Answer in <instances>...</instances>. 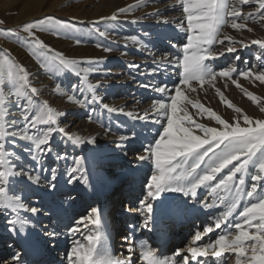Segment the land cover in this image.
<instances>
[{
	"label": "rangeland",
	"instance_id": "rangeland-1",
	"mask_svg": "<svg viewBox=\"0 0 264 264\" xmlns=\"http://www.w3.org/2000/svg\"><path fill=\"white\" fill-rule=\"evenodd\" d=\"M233 2H236V0H233ZM129 6L132 7L129 8ZM237 7L244 17L243 20L237 22L245 23L247 27L236 30L230 26H225L222 29V35L227 33L233 37L235 43L230 44L226 40L223 45H213L214 51L217 53L223 52V55H218L217 58L210 59L206 63L210 64L216 72L228 68H236L238 72L249 69L254 73L264 71V47L251 43L252 40L264 39V20L260 18V11L264 10L258 11L259 0H249V3L243 5L237 3ZM120 8L126 9V12L119 13ZM114 13L117 14L116 20L107 19ZM175 13L182 16L181 21L180 19L176 20V23H180L179 26L170 22V18ZM48 18H51V25L62 26L60 31L57 33L53 30H37L36 34L54 52L62 53L69 59L80 61L81 67L95 69V71L88 74V82L97 85L95 90L96 101L92 100L93 94L84 85L80 84L79 77L70 72L53 74L41 68L29 54L30 49L26 34L22 31V26L25 23L37 20L49 23ZM247 28H251L252 31L249 32ZM8 30H12L14 34H9ZM101 32L105 35L101 36ZM133 37L135 40L132 39ZM77 40L80 43H77ZM186 42V21L179 0H0V54L7 50L13 60L22 64L28 70L32 85L39 90V96L36 99L41 102L47 101L52 108L63 113L59 118V126L64 127L69 133L80 136L84 141L77 145L62 133L55 132L51 138L53 152L39 156L37 161L33 160L32 156L24 150L27 142L17 138L13 143L12 138H9L6 147L8 151H14L19 157L18 160L13 157L17 167L22 166L30 171L32 175L38 174L40 176L38 183L29 181L27 177H22L13 181L11 185L16 194L22 196L23 202L29 208L36 207L39 209L36 214H32L30 211L19 213L20 220L26 221L25 228L27 232H31L30 234L35 235L37 238L40 237L41 239L42 236V239H47L46 237L49 235L45 234L43 236L42 234L45 232L43 230L47 229L48 232L53 228L49 225L52 222L50 217L53 212L55 215L57 210L46 200L41 199L40 196H38L40 199L38 201H32L31 199L37 197L39 189L47 190L51 195L57 190L60 191L61 174H64V176L69 175L71 178L77 177L78 181L82 182L84 177L89 176L84 159L86 156L91 158L93 167L107 169L110 175L115 173L111 171V168H116L117 172L124 169L128 173H126V176H128L122 184L109 190L110 202L112 203L109 208L111 212L108 213L109 218L110 215L116 216L117 208L121 205L120 201L123 197L120 196L122 194H119L120 187L125 188L127 179L133 177L132 170L145 163L148 169L142 185L146 184L153 171V166L150 160L140 161L137 157L147 155L145 149L154 144V141L159 138L158 134L162 133L163 126L166 125L163 114L157 115L156 110L152 108V102L154 100L167 101L168 93L162 95L154 89L167 86L169 92L174 94V87L180 81V70L174 62L169 63V61H172L176 56H182L181 49ZM98 44L102 47H97ZM229 46L234 47L236 51L227 52L226 49ZM105 47L111 48L112 51L105 52L103 50ZM238 72H233L231 79H235L243 89H247L260 97V102L264 103V85L260 84L259 81L254 82L250 78L246 79L240 76ZM231 79L218 77L214 81L215 87L205 84L202 89L194 82V86L198 90L195 93L189 92L188 95L232 123L237 114L221 102L215 91L216 88H219L225 98L236 107L241 108L244 114L253 119H264V113L260 112L258 105L250 101L240 88L233 85ZM57 85L60 86L61 92L56 91ZM73 85L79 87L74 89ZM144 85H149V87H144ZM80 88H85V90L80 91ZM61 93L74 95L76 99L84 101V103L70 102L67 95ZM104 105L117 110L123 109V112H109L104 108ZM145 108L153 112L147 113L145 119H134L126 115L128 112H132L134 117L145 116L143 115V109ZM188 108L196 123H203L209 127H221L214 120L209 119L206 113L197 114L196 110L190 105ZM22 114V108L12 107L10 119H16L17 127L25 123L21 119ZM158 119L161 120V123L156 122ZM240 122L243 126L242 119ZM88 124L92 125L91 129L95 127L98 135L88 136ZM195 131L196 134H201L198 130ZM121 136L127 137V139L121 140ZM89 140L94 142L88 143ZM57 154H66V158L57 159ZM114 154L118 155L121 161L101 159L103 155L112 157ZM78 158H82L80 165L75 163ZM73 168H79L82 171L71 172ZM52 169L56 170L54 180L52 179ZM226 172L227 169L220 175L226 174ZM252 174H254V170H250L248 176L250 177ZM251 183L250 178L246 177V184L250 185ZM142 191L145 192V186H142ZM208 192L209 190L204 188L198 190L195 201L202 204ZM175 194L183 196L180 193ZM60 196H62L60 200L66 202V204L72 197L70 192L68 194L61 193ZM217 202L219 204L218 200ZM103 207L105 206L103 205ZM91 209L92 203H89L86 210L80 215L88 214ZM216 209L215 213L212 214L213 228L215 220L220 215L217 211H221L223 206L221 205ZM12 215L13 213L7 212L4 219L0 218V229L6 236L9 234L7 230L13 227L8 222ZM209 218L208 216L204 220ZM12 219H15V217ZM46 219L50 220L46 221ZM229 220L235 222L236 215L234 214ZM44 224L47 226H43ZM190 226L191 228L187 229L188 232L184 233L182 240L172 239L170 244L172 253L175 252L174 249L177 244L184 242L186 246L190 242V234H195L197 228L202 229V231L205 228V223L201 224L199 212H196ZM222 228H224V225L220 229H216L217 233L214 235V239L223 230ZM126 229L127 223L122 220V224L117 233L114 234V238H119V235L125 233ZM56 230V233L61 231L60 229ZM95 232H86L84 238ZM112 232H114L113 229ZM99 233L102 236L101 242L105 244L107 238L105 231L102 230ZM9 236L3 239L0 238V243L13 239ZM83 241L87 243L85 239ZM197 243L203 244L202 241ZM69 249H71V245L67 246L66 251ZM11 251L12 249L8 250V252ZM20 255L22 254L19 253ZM4 256H9V253H4L0 257ZM57 256L59 257V254ZM135 256L133 260L137 262L138 254ZM64 257L65 254L59 260L65 261ZM198 259L201 261L203 257ZM216 259L219 260L217 257ZM176 262L179 264L180 259ZM23 263L24 261L20 262V264ZM192 263V261H189V264ZM0 264H3L1 260ZM44 264H49V262ZM193 264H196V262Z\"/></svg>",
	"mask_w": 264,
	"mask_h": 264
},
{
	"label": "snow or ice",
	"instance_id": "snow-or-ice-1",
	"mask_svg": "<svg viewBox=\"0 0 264 264\" xmlns=\"http://www.w3.org/2000/svg\"><path fill=\"white\" fill-rule=\"evenodd\" d=\"M238 4H247L249 0H179L184 19L186 21L187 42L183 45L182 56H176L169 63L175 64L180 70L179 84L174 87V94H171L167 86L156 87L154 90L162 95L168 93V100H154L152 108L157 115L163 114L166 125L154 144L145 149L147 155H139L140 161L150 160L153 171L145 184V193L140 199L139 208L129 211L139 212L143 216L144 228H148L150 221H154L156 208L154 203H164V195L167 193H180L185 197L197 198L198 190L201 188L209 190L214 196L213 203H205L204 208L223 206L224 210L215 220L214 227L224 230L218 237L209 243L198 244L205 233L213 232V226H207L203 233L197 231L189 243L186 253L178 250L176 256H180L179 264H189L194 261L201 264L199 257L209 255L220 258L225 253L235 256V264H264V119H253L243 110L228 101L219 88L215 91L222 103L233 109L237 114L234 122L230 123L210 108H206L198 100L190 98L189 92H197L205 84L214 85V81L220 78L231 79L236 68H228L216 72L206 63L210 59L223 55L217 53L213 45H223L227 40L230 44L235 43L233 37L223 33L225 26L241 30L247 26L245 23L237 22L243 20ZM132 6H129L131 8ZM264 10V0H259V10ZM119 13H125L126 9L120 8ZM251 16V14H249ZM231 18V19H229ZM260 18L264 20V11H260ZM107 19L116 20L114 13ZM43 20L28 22L22 26L26 34L30 52L41 68L53 74L70 72L80 78V84L91 92L92 100L96 101L95 90L97 85L88 82V74L95 71L92 67H81V62L76 59H69L62 53L54 52L37 34L39 31L53 30L59 32L62 26L51 25ZM249 32L251 28H247ZM9 34H14L8 30ZM101 36L105 33L101 32ZM222 37V38H221ZM135 40V38H132ZM77 43H80L77 40ZM252 44H259L264 47V39L252 40ZM246 46V45H245ZM97 47H102L97 45ZM105 52H111V48H103ZM227 52H235L234 47H227ZM259 59V57H258ZM91 64V62H89ZM238 74L246 79L259 81L264 85V71L254 73L251 69L240 71ZM231 83L248 97L250 101L257 104L260 112L264 113V103L260 97L243 89L235 80ZM74 89L78 85L72 86ZM149 87V85H144ZM84 91L85 88H80ZM57 92H61L57 85ZM67 95L70 102L83 104L84 101L76 99L74 95ZM39 90L32 85L28 70L12 59L10 53L5 50L0 54V210L11 212L16 219L9 220L12 231L23 232L26 221L20 220L21 211H30L36 214L39 209L29 208L20 195L16 194L11 186L13 181L27 177L29 181L38 183L40 176L32 175L25 168L17 167L16 160L19 159L13 151H8L6 144L9 138L15 143L16 139L27 142V151L33 160L39 156L51 154V138L53 133L59 132L71 140L74 144H81L84 141L80 136L69 133L64 127L59 126V118L63 113L52 108L47 101H38ZM23 103H20V102ZM196 110L197 114L206 113L208 118L214 120L221 127H209L203 123H196L190 113L188 106ZM12 107L22 108L21 119L25 122L17 127V121L12 116ZM109 112L123 109L110 108L104 105ZM134 119H145V116H133L132 112L126 113ZM243 120V126L241 125ZM161 123V120H156ZM44 126V127H40ZM198 130L201 134H196ZM121 140L127 137L121 136ZM89 140L88 143H93ZM57 159H65L66 154H57ZM75 163L80 165L82 158L76 159ZM227 169L226 174L221 173ZM254 174L248 176L249 171ZM82 171L79 168L71 169V172ZM56 170L52 169V179H55ZM246 177L252 183L246 184ZM72 182L71 180L69 181ZM83 182L87 183V177ZM54 187V185H53ZM247 198V200H245ZM219 201V204L216 201ZM236 215L235 222L229 218ZM88 223L100 225L99 210L92 208L88 216L83 218ZM82 221H77V226L71 229L75 234L78 232ZM87 243L74 241L71 251L67 254L68 264H135L133 256L135 250L128 248V255L114 256L108 247L103 244L102 236L97 232L89 234L84 238ZM127 240L128 238L125 237ZM14 260L19 261V253ZM138 259L143 264H177L174 259L161 257L157 250L148 244H142Z\"/></svg>",
	"mask_w": 264,
	"mask_h": 264
},
{
	"label": "bare ground",
	"instance_id": "bare-ground-1",
	"mask_svg": "<svg viewBox=\"0 0 264 264\" xmlns=\"http://www.w3.org/2000/svg\"><path fill=\"white\" fill-rule=\"evenodd\" d=\"M177 19H180L181 21L182 16L175 13L170 18V22H173L172 24H175ZM176 24L177 26H179L180 23ZM149 110H147L146 108L143 109V115H145L146 113H153ZM91 126L92 125L90 124L87 125L88 136H93L95 134L98 135L97 131H95V127L91 129ZM84 159L87 166L86 170L89 171V176L87 177L86 184L83 181L79 182L77 177L71 178L69 177V175L64 176V174H61L59 186V188L61 189L60 191L57 190L51 195L47 190L39 189L37 197H33L31 199L32 201H38L40 200L38 196H40L41 199L43 198L44 200H46L53 206V208L57 210V213L55 215L54 212H51L52 215L50 218H52V222L51 224L49 223V225H51L53 228H51V230L48 232L46 231L47 229L43 230L45 231L42 234L43 236L45 234L49 235L48 237H46L47 239H42V236L41 239L40 237L37 238L35 235L30 234L31 232H27L26 228L23 232L12 231L11 229L7 230V232L9 233L8 235H10L9 237H13V239L2 244L0 243V256L4 253H9V256H4L2 258L0 257V260L3 264H12L13 262H15L14 264H20L21 261H24L23 264H34L40 262V264H44L47 262H49V264H68L67 254L71 251V249L66 251L67 246L71 245L72 248L74 241L85 243L83 241L84 234L88 231L97 232V228H99V232H101L102 230L105 231L107 235L105 245L114 256L122 257L128 255L129 247H132L135 250V255L139 254L140 246L142 244H148L151 247L155 248L157 250V254L161 257H168L177 261L178 259H181V257L176 256V252L178 250H184V252H182V255L187 254L186 249L195 234H190V242H188L186 246L184 245V242L182 244H177L174 249L175 252L173 253L170 251L171 241L174 238L180 240L183 239L184 233H187V229L191 228L190 225L194 219L196 212H199L202 225L203 223H205V227L213 226L212 214L215 213L217 207H213L210 209L204 208L205 203H213L214 200V197L210 195L209 192L205 195L206 197L202 201V204H199L198 201H195V199L193 198L190 200L185 196H179L175 193H167L163 197V205H161L159 201L154 203V207L156 208V211L154 213V221H150L148 228H144L142 226L143 216L141 215V213L129 211V209L139 208V201L143 198V195L145 193L144 191H142V186H145V184L142 185V183L144 181V178H146L145 174L148 169V166L145 163L133 169V177L129 180L127 179L125 188L121 186V191L118 190L120 192L119 194H122L120 196L123 198H121L120 207L117 208L118 210L116 211V216H119L121 218V224L122 220L126 221L127 229L125 233H122L121 235H119V238L117 237V239H115L114 234L117 233L115 231L119 229L121 224H119L120 219H115L114 217H112V215H110L109 218L108 211L112 206V203L110 202L111 197L109 194V190L112 187L115 188L116 186L122 184L126 180V177L128 176H126L127 171L124 169H120L119 172H117L116 168H111V171H114L115 173L110 175V172L108 173L107 169L103 170L93 167L91 165L92 162L89 156H86ZM101 159H115V161L117 162L121 161L116 154H114L112 157L103 155ZM70 180L72 181L71 183L69 182ZM34 189L37 190L36 187H34ZM69 192L72 197L70 198L71 200L67 201L68 203L66 204V202L60 200V197H62L60 196V194H68ZM89 203H92V208H96L99 210L101 221L99 226L90 224L87 220L83 219L84 217L88 216L91 211L88 212V214L80 215L86 210L87 204ZM216 203L218 204L217 201ZM103 205L105 207H103ZM223 210L224 208L221 211H217V213L220 214ZM6 213L7 212L0 210V218L4 219ZM208 216L210 218L204 220ZM13 217H15L16 219V215L13 214L9 220H11ZM48 220L50 219H46V221ZM77 221H82V223L79 225L80 230L73 234L71 232V229L77 226ZM178 224H180L179 227ZM43 226L47 225L44 224ZM56 229H60L61 231L56 233ZM112 229L114 232H112ZM213 229V232L205 233L202 236L201 241L203 243L212 242L218 237L217 236L214 239V235L217 232L215 227ZM222 229L224 230V228ZM197 231L203 233L202 229L200 230L197 228L196 232ZM8 235L6 236L2 229H0L1 239H3L4 237H8ZM125 237H127L128 239L126 240ZM9 249H12V251L8 252ZM17 252L22 254L19 256L18 262L13 259V257L17 255ZM58 254L59 257L57 256ZM64 254L65 261L59 260ZM135 255L133 256V259H135ZM136 259L137 262H135V264L142 263V261H140L138 258ZM192 262L195 263L194 261ZM216 263L235 264V256L231 253H225L222 257L219 258V260L211 255L203 257V260H201V264Z\"/></svg>",
	"mask_w": 264,
	"mask_h": 264
}]
</instances>
